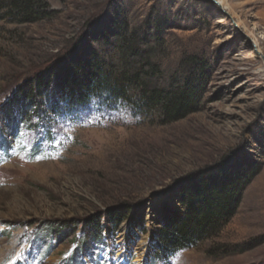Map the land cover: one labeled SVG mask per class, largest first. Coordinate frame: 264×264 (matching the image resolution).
Wrapping results in <instances>:
<instances>
[{
    "label": "rangeland",
    "instance_id": "obj_1",
    "mask_svg": "<svg viewBox=\"0 0 264 264\" xmlns=\"http://www.w3.org/2000/svg\"><path fill=\"white\" fill-rule=\"evenodd\" d=\"M37 1L43 14L25 21L0 0L3 107L39 75L70 74L95 52L111 56L99 38L118 28L150 56L152 87L188 83L197 104L168 121L161 110L141 112L134 89L133 98L94 96L58 114L42 96L44 131L26 121L17 136L5 128L10 143L0 147V264H68L77 243L44 249L34 235L95 217L103 242L79 264H264V0ZM196 180L241 189L233 215L211 239L155 261L164 207L181 216L187 184L198 205ZM125 208L123 222L108 219Z\"/></svg>",
    "mask_w": 264,
    "mask_h": 264
},
{
    "label": "trees",
    "instance_id": "obj_2",
    "mask_svg": "<svg viewBox=\"0 0 264 264\" xmlns=\"http://www.w3.org/2000/svg\"><path fill=\"white\" fill-rule=\"evenodd\" d=\"M4 1V0H3ZM10 14L22 17L23 20H34L40 14L37 0H6ZM112 37V38H111ZM102 36L101 43H107L111 48V56H104L99 52L91 55L88 65L73 64L70 74L64 72L39 75L35 79L24 83L21 90H17L15 98H11L2 108L0 117V147L4 149L9 145L6 140L5 128L17 136L21 131V123L26 121L25 127L31 130L44 131L48 120V110L45 105H50L53 113L58 114L65 107L79 111L86 106L94 96L115 98L117 96L133 98V89L141 93L137 107L141 112L152 109L161 110L168 121L177 120L196 110L197 91L188 83L182 86L168 88L163 91L152 87L154 76L150 73L154 65L150 56L136 49L135 39L131 35H123L119 28L113 36ZM130 60L137 62L133 64ZM48 73V72H47ZM63 78V79H62ZM42 96L47 100L42 103ZM33 106L32 109L29 107ZM22 110V111H20ZM30 110V111H29ZM36 118L31 126L28 116ZM22 119H24L22 121ZM6 126H2L3 121ZM50 133V131H47ZM51 136V135H49ZM195 185L201 187L202 195L199 204L194 201L189 185L183 186L182 195L186 201L184 213L180 216L176 211H166L162 227L155 232V241L152 246V257L155 261H168L175 253L187 248L197 246L199 243L211 239L221 228L223 223L230 219L235 210V199L240 190L238 187L231 189L232 185L222 186L219 183L209 187L206 183L196 180ZM130 210L117 209L108 213V219L115 224L128 218ZM104 227L102 219L90 218L79 221H69L67 224L56 222L44 225L36 233L39 242L48 245L53 241L72 240L77 243L70 256L69 264H79L80 255H84L90 248L103 242ZM222 247H212L209 252L218 253ZM80 254V255H79Z\"/></svg>",
    "mask_w": 264,
    "mask_h": 264
},
{
    "label": "bare ground",
    "instance_id": "obj_3",
    "mask_svg": "<svg viewBox=\"0 0 264 264\" xmlns=\"http://www.w3.org/2000/svg\"><path fill=\"white\" fill-rule=\"evenodd\" d=\"M223 1L222 0H218L217 3L221 4ZM223 4L225 5V3L223 2ZM222 5V4H221Z\"/></svg>",
    "mask_w": 264,
    "mask_h": 264
},
{
    "label": "snow or ice",
    "instance_id": "obj_4",
    "mask_svg": "<svg viewBox=\"0 0 264 264\" xmlns=\"http://www.w3.org/2000/svg\"><path fill=\"white\" fill-rule=\"evenodd\" d=\"M2 107H3V104H0V109H2Z\"/></svg>",
    "mask_w": 264,
    "mask_h": 264
}]
</instances>
